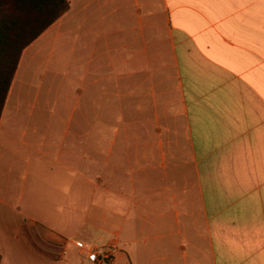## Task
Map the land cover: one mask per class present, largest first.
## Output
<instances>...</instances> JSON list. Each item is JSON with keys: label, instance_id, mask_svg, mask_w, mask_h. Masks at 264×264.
<instances>
[{"label": "crops", "instance_id": "obj_1", "mask_svg": "<svg viewBox=\"0 0 264 264\" xmlns=\"http://www.w3.org/2000/svg\"><path fill=\"white\" fill-rule=\"evenodd\" d=\"M163 3L177 95L167 120L180 122L177 161L163 157L157 180L143 174L140 195H111L109 209L99 211L94 239L116 247L110 264H264V0ZM142 15L137 26H145L144 8ZM160 148L164 156L171 153L166 140ZM14 153L12 159L8 150L0 152V214L4 208L16 213L14 240L28 253L23 263L93 264L76 252L53 257L52 245L38 242L52 230L54 214L41 218L15 205L19 198L2 179L21 161L28 173L32 155ZM57 165L62 173L68 169ZM68 195L54 201L68 203ZM60 216L68 219L69 210L61 207ZM25 218L42 220L43 229L29 227ZM6 244L0 239V264H9Z\"/></svg>", "mask_w": 264, "mask_h": 264}, {"label": "rangeland", "instance_id": "obj_2", "mask_svg": "<svg viewBox=\"0 0 264 264\" xmlns=\"http://www.w3.org/2000/svg\"><path fill=\"white\" fill-rule=\"evenodd\" d=\"M69 1V10L23 51L0 119V152L8 150L12 159L19 149L32 155L28 173L21 161L2 180L10 181L23 212L54 214L52 230L38 242H49L48 253L59 259L71 252L82 257L81 244L102 246L94 239L101 207L109 209L116 193L140 195L143 174L157 180L163 157L167 163L177 158L180 128L167 120L177 95L163 0ZM142 4L145 26H137ZM164 140L171 152L165 156ZM57 163L68 169L62 173ZM66 191L69 202L56 203ZM61 207L69 210L68 219L60 216ZM3 211L6 260L25 264L27 250L14 240L16 213ZM41 221L23 219L38 230Z\"/></svg>", "mask_w": 264, "mask_h": 264}, {"label": "trees", "instance_id": "obj_3", "mask_svg": "<svg viewBox=\"0 0 264 264\" xmlns=\"http://www.w3.org/2000/svg\"><path fill=\"white\" fill-rule=\"evenodd\" d=\"M69 8V0H0V119L23 51Z\"/></svg>", "mask_w": 264, "mask_h": 264}, {"label": "built area", "instance_id": "obj_4", "mask_svg": "<svg viewBox=\"0 0 264 264\" xmlns=\"http://www.w3.org/2000/svg\"><path fill=\"white\" fill-rule=\"evenodd\" d=\"M78 250L84 259L93 264H110L114 259L115 246H90L81 244Z\"/></svg>", "mask_w": 264, "mask_h": 264}]
</instances>
